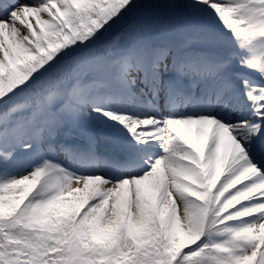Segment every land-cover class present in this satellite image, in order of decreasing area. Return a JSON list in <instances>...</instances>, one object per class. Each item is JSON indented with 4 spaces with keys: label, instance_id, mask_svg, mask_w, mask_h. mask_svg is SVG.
Returning a JSON list of instances; mask_svg holds the SVG:
<instances>
[{
    "label": "snow or ice",
    "instance_id": "6c2138e0",
    "mask_svg": "<svg viewBox=\"0 0 264 264\" xmlns=\"http://www.w3.org/2000/svg\"><path fill=\"white\" fill-rule=\"evenodd\" d=\"M0 264H264V0H0Z\"/></svg>",
    "mask_w": 264,
    "mask_h": 264
}]
</instances>
